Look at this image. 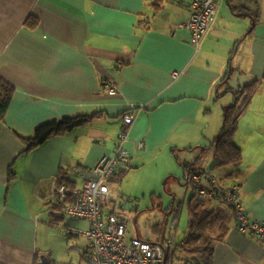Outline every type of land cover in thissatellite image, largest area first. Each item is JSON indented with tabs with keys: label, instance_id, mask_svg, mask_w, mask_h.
Returning a JSON list of instances; mask_svg holds the SVG:
<instances>
[{
	"label": "crops",
	"instance_id": "obj_1",
	"mask_svg": "<svg viewBox=\"0 0 264 264\" xmlns=\"http://www.w3.org/2000/svg\"><path fill=\"white\" fill-rule=\"evenodd\" d=\"M189 4L0 0V79L14 89L0 121V264H37L41 255L51 264L47 236L62 224L51 211L59 171H69L73 188L76 181L82 186L80 173L114 151L128 114L134 121L123 147L130 162L111 180V201L124 178L155 161L171 176L176 162L185 178L208 168L222 185H239L249 222L264 225V0H219L197 46L185 28ZM30 19L37 20L33 30L26 26ZM254 81L258 88L233 137L242 160L213 169L208 149L222 110L232 93ZM105 86L116 91L108 94ZM79 115L97 117L25 153L24 141L38 125ZM203 209L220 217L210 232L219 237L213 264H264V242L240 234L231 209H213L209 201ZM79 222L70 221L65 234ZM188 236L171 239L179 253Z\"/></svg>",
	"mask_w": 264,
	"mask_h": 264
},
{
	"label": "built area",
	"instance_id": "obj_2",
	"mask_svg": "<svg viewBox=\"0 0 264 264\" xmlns=\"http://www.w3.org/2000/svg\"><path fill=\"white\" fill-rule=\"evenodd\" d=\"M218 2L190 0L185 28L190 33L192 45L197 46L210 31ZM105 91L113 94L116 88L105 86ZM133 121L134 117L129 114L122 118L124 125L118 133L114 151L101 156L91 169L80 173L81 187L72 189L61 183L54 188L52 208L58 209V216L62 220L69 218L89 223L87 231H66L69 236H82L87 240L84 253L87 264H168L167 258L179 248L171 239L164 244L128 236V221L107 211L106 204L111 201V180L129 167L130 155L123 145ZM185 179L192 185L191 200L195 208L205 207L208 201L213 209L226 206L233 212L240 234L255 235L264 242V225L257 221L249 222L239 200V185H222L208 169L192 172ZM176 225L177 219H173L170 231H174Z\"/></svg>",
	"mask_w": 264,
	"mask_h": 264
},
{
	"label": "rangeland",
	"instance_id": "obj_3",
	"mask_svg": "<svg viewBox=\"0 0 264 264\" xmlns=\"http://www.w3.org/2000/svg\"><path fill=\"white\" fill-rule=\"evenodd\" d=\"M175 164L171 176L162 175L156 168L155 161L152 166H146L142 171L127 179L124 178L116 191L118 198L112 197V201L106 204L107 211L114 212L120 219L128 221L130 237L138 233L145 241H159L165 244L169 238H174L178 243L190 234L188 211L189 207H194L191 200L192 185L188 184L183 176L181 165L176 162ZM208 170L213 174L211 169ZM76 182L78 188L81 187V183ZM56 214L59 215L58 212ZM173 219H177L174 232L170 231ZM70 221L77 220L63 219L62 224L50 230L47 236V246L50 250L47 254L52 255L51 264H87L83 256L86 239L65 234V228L70 225ZM71 228L87 231L89 223L79 222L76 227ZM176 251L173 254L172 264H185L184 254Z\"/></svg>",
	"mask_w": 264,
	"mask_h": 264
},
{
	"label": "trees",
	"instance_id": "obj_4",
	"mask_svg": "<svg viewBox=\"0 0 264 264\" xmlns=\"http://www.w3.org/2000/svg\"><path fill=\"white\" fill-rule=\"evenodd\" d=\"M37 25L36 19H30L26 23L28 30L35 29ZM258 88V81L244 86L239 91L232 93L233 104L224 107L222 110V126L215 137L212 146L208 150H212L213 154V169L220 168L227 165H237L242 160L240 150L234 145L233 137L237 130V122L240 116L248 108L252 97ZM14 89L0 79V121L4 119L6 111L12 100ZM124 114L122 115V117ZM96 115L83 116L79 115L67 120H61L55 123L48 122L38 125L30 139L25 140V153L31 152L42 144H44L50 137L63 135L73 131L76 128L86 126L92 122ZM207 152V149L204 150ZM67 170L59 171V179L57 184H65L73 188L72 182L68 178ZM121 175V174H120ZM119 175V176H120ZM52 212H57V208H52ZM54 221H61L62 219L52 214ZM190 234L194 235L187 237L185 247L181 250L185 256V261L188 264H213L214 243L219 237L213 238L210 232L217 228L220 217L213 211L203 209L202 207H189L188 211Z\"/></svg>",
	"mask_w": 264,
	"mask_h": 264
},
{
	"label": "water",
	"instance_id": "obj_5",
	"mask_svg": "<svg viewBox=\"0 0 264 264\" xmlns=\"http://www.w3.org/2000/svg\"><path fill=\"white\" fill-rule=\"evenodd\" d=\"M37 264H50L48 257L40 256L39 262Z\"/></svg>",
	"mask_w": 264,
	"mask_h": 264
},
{
	"label": "bare ground",
	"instance_id": "obj_6",
	"mask_svg": "<svg viewBox=\"0 0 264 264\" xmlns=\"http://www.w3.org/2000/svg\"><path fill=\"white\" fill-rule=\"evenodd\" d=\"M73 189V188H72Z\"/></svg>",
	"mask_w": 264,
	"mask_h": 264
}]
</instances>
